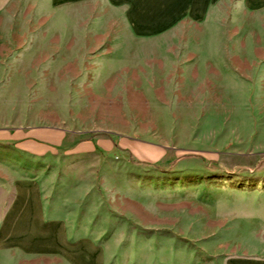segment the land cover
<instances>
[{
	"label": "rangeland",
	"instance_id": "374dc122",
	"mask_svg": "<svg viewBox=\"0 0 264 264\" xmlns=\"http://www.w3.org/2000/svg\"><path fill=\"white\" fill-rule=\"evenodd\" d=\"M128 1L137 28L150 31L190 0ZM192 1V11H200L204 0ZM237 1L215 0L197 18L185 14L138 34L126 4L0 0V127L67 134L60 144L47 142L53 158L0 164V173L27 179L42 221L62 223L67 242L84 238L92 246L71 259L55 249H24L1 227L0 264L201 263L205 246L191 235L207 231L195 223L211 220L210 200L196 197L200 178L188 184L176 177L177 163L185 158L196 167L211 151L254 150L258 159L264 153L256 147L264 145V101L245 77L247 47L264 44V7ZM85 142L89 151H73ZM154 172L173 180L142 190V177ZM16 182H0L12 199ZM255 214H236L252 223L229 231L250 250L262 247L251 245L260 235ZM239 249L220 252L215 264Z\"/></svg>",
	"mask_w": 264,
	"mask_h": 264
},
{
	"label": "crops",
	"instance_id": "0c3cea01",
	"mask_svg": "<svg viewBox=\"0 0 264 264\" xmlns=\"http://www.w3.org/2000/svg\"><path fill=\"white\" fill-rule=\"evenodd\" d=\"M108 1L114 4H126L127 17L135 33L151 34L167 27L185 14H191L192 17L196 18L199 17L205 12L206 5L213 3L215 0H204L198 12L192 11L193 1H187L177 16L150 31H142L137 28L136 21L129 16L131 4L128 0ZM237 2L239 7L249 9L264 7V0H238ZM246 53L245 77L251 80V84L260 87L261 100L264 101V44L247 47ZM228 71L229 76L230 72L231 76L236 74L232 69H228ZM263 105V103L260 105L261 112L264 111ZM260 132H264V124L261 125ZM66 137L67 134L64 132L46 127H21L15 129L7 126L0 127V164L7 165L11 161L18 162L21 160H23V163H29L34 158L41 160L42 158H49V156L53 158L56 151L47 142L60 144L66 140ZM90 144L92 143H79L72 149L77 152L89 151ZM256 147H264V145L261 144ZM12 153H15V156L11 159ZM256 153L254 150L246 153L241 150L228 153L211 151L207 153V156H203V154L199 156V162L196 163V167H191L192 161L185 158L177 163L180 168L175 169V171H178L176 177L187 178L186 183L188 184H193L196 177H198L196 180L200 178L199 181L201 182L195 181L197 185L195 190L196 197L207 196L208 200H210L206 201L209 202V204L207 203L208 209L209 207L211 208V220L196 221L195 223L196 229L205 228L207 231L202 233L198 231L195 236L191 235V238L195 239V241L199 240V244L206 247H204V251L197 254L201 261L200 264H215V259L220 252L227 251L235 245L239 246L241 253L224 258V264H264V256H255L258 251L260 253L264 252V153L260 152L262 156L259 159L254 156ZM238 166H246L244 168L245 171L236 174L234 171H228V169L235 170ZM11 174V172L7 174L0 173V182L4 184L11 186V181L17 180L14 199H12L11 189L7 191L5 185H0V197H3L4 201L7 198V202H4L3 205L0 204V228L2 227L4 231V237H14V240L24 249H55L71 259L77 258L80 253L92 250V246L84 238L76 242H67V233L64 231L65 227L62 223L54 221L43 222L41 213L37 209L38 202L33 191L28 186L27 179L22 177L15 178ZM170 175L172 173L154 172L143 176L142 181L144 184L140 188L142 190H150V184L153 180H164L165 178L173 180ZM198 185H200V188ZM153 192L159 191L154 190ZM241 195H247L251 198L245 201L241 198ZM219 212H226L227 217L221 219ZM246 213H248L247 216L254 213H258L260 216L259 219L255 218L254 220L255 223L258 222V225H255L254 228L259 229L260 235L256 238L259 241L253 240L254 243L251 244L254 246L257 244L261 245L262 247L259 249L253 247L250 250L251 248L248 249L249 247H246L248 245L243 246L246 242L240 239L237 240L229 235L230 230L247 227L244 223L249 224L250 221H243L242 216L236 215H244ZM240 217L242 219H239ZM249 227L253 228V225Z\"/></svg>",
	"mask_w": 264,
	"mask_h": 264
},
{
	"label": "trees",
	"instance_id": "16d2710c",
	"mask_svg": "<svg viewBox=\"0 0 264 264\" xmlns=\"http://www.w3.org/2000/svg\"><path fill=\"white\" fill-rule=\"evenodd\" d=\"M172 164H173V163H172ZM172 164H171V165H172ZM165 171H167V170H165Z\"/></svg>",
	"mask_w": 264,
	"mask_h": 264
}]
</instances>
